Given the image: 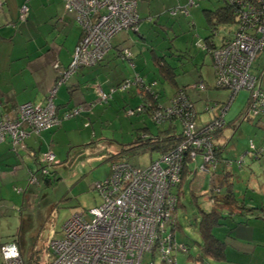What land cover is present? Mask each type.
<instances>
[{
	"label": "built area",
	"instance_id": "2783aa9c",
	"mask_svg": "<svg viewBox=\"0 0 264 264\" xmlns=\"http://www.w3.org/2000/svg\"><path fill=\"white\" fill-rule=\"evenodd\" d=\"M64 9L75 14L82 34L74 48L68 68L61 69L57 84L64 82L80 66L97 63L110 48L111 38L124 30L137 31L136 0H62ZM196 0H188L192 5ZM241 9L242 27L233 41L219 48H207L212 56L214 83L231 91L228 102L218 116L204 127L195 128L194 111L182 93L172 99L164 110L153 112V119L178 117L183 125V140L161 154L146 168H137L122 160L110 163L108 175L95 182L102 202L88 210L72 214L62 225L61 236L50 242L52 259L48 264H177L175 253L187 248L175 239L177 195L171 188L180 182L185 163L197 157L199 172L215 168V154L211 133L224 125L223 116L237 91H250L249 109L264 106V88L251 73L257 52L264 50V0H236ZM27 10L20 7V17ZM186 14V7L173 8L171 14ZM204 48V43L200 44ZM206 48V47H205ZM141 82L135 75L132 82ZM131 83L125 80L120 88ZM203 88V83L198 84ZM56 87L49 90L44 104L25 102L17 107L16 117H0V142L7 140L12 151L24 147L29 132H39L58 125L79 109L64 112L59 117L52 98ZM113 91V90H112ZM111 91V92H112ZM99 100L106 101L110 93L98 92ZM144 106L127 109L128 114L141 112ZM210 109H213L211 107ZM252 146V145H251ZM35 156V154H32ZM39 164L55 163L54 154H40ZM43 166L41 173H46ZM37 182L35 174L29 183ZM215 193L219 192L214 188ZM212 201L211 196L207 195ZM0 264H25L16 242L0 244Z\"/></svg>",
	"mask_w": 264,
	"mask_h": 264
},
{
	"label": "rangeland",
	"instance_id": "374dc122",
	"mask_svg": "<svg viewBox=\"0 0 264 264\" xmlns=\"http://www.w3.org/2000/svg\"><path fill=\"white\" fill-rule=\"evenodd\" d=\"M223 4L222 0H200L197 5L188 9V14L179 12L172 17L166 13L168 24L157 25L152 33L140 28L141 33L146 34L149 47L158 55H163L175 67L178 84L191 82L190 78L195 71L193 62L197 67L202 65L201 59H204V54L199 40L202 41L210 34L209 22L215 23L213 15L209 16V10ZM68 13L74 16L75 20V14ZM172 18H177L178 22ZM173 23L175 26L172 32L170 25ZM216 24L217 32L211 39L219 45L222 38L230 33L229 30L234 28V24ZM211 67L213 68L210 66V57H206L202 68L208 70L210 74ZM142 69L146 81L154 79L155 83L152 86L158 91L162 89L160 100L166 103L174 85L160 76L158 68L150 59L146 60ZM251 71L261 77V86L264 87V51L256 56ZM204 86L205 88L201 90L203 94L209 86L211 90L225 91L222 94L224 97H220L218 102L224 103L221 105L226 104L229 90L216 88L214 81L210 82L209 86L207 84ZM247 97V90H240L232 98L224 114L227 123L222 135L224 146L222 156L231 162L228 168L232 173L230 182L233 183L234 194L247 206H251L255 202L258 204L259 198L264 195V114L247 113ZM82 105L87 104L84 102ZM112 105L96 104L88 118L85 117L86 126L83 122L76 123L68 137L59 133L65 136L62 140L67 142L69 138L70 144H74H68L60 153L61 158L57 155L56 160L61 162L51 167L49 182L45 181L40 172L36 175L37 183L27 185V180L16 182L18 179L15 177H9L5 184L3 181L0 182V244L15 241L19 244L23 258L32 253L35 258V261H31L32 264H48L52 259L50 242L61 236L64 222L72 214L85 212L102 202L95 182L102 181L108 175L110 163L115 157L143 169L158 156L156 150L142 149L144 140L137 139L138 133L142 132L141 128L145 127L142 122L145 120L142 117L144 114L126 116L122 108H117L114 103ZM199 120L200 114L196 119L197 126L201 124ZM146 123L152 133L162 128L151 120ZM250 144H253L255 149L251 148ZM123 149L131 150L122 151ZM140 149L142 151H138ZM245 151L248 153L245 154L241 167H238L236 162L239 155L236 152ZM200 163L198 157L195 162H191L189 168L193 170L195 165ZM191 176V182L187 180L184 185L171 188L180 203L175 212L178 224L176 240L187 247V252L176 253L177 264H197L196 259H199L201 264H221L203 255L197 225L198 209L206 211L209 204L205 195L216 186L220 193L225 192V182L208 172L196 171ZM18 187L27 190L20 193L16 191ZM24 193L27 196L23 197ZM228 221L229 218L225 219L224 224L227 225Z\"/></svg>",
	"mask_w": 264,
	"mask_h": 264
},
{
	"label": "crops",
	"instance_id": "0c3cea01",
	"mask_svg": "<svg viewBox=\"0 0 264 264\" xmlns=\"http://www.w3.org/2000/svg\"><path fill=\"white\" fill-rule=\"evenodd\" d=\"M1 1L0 117L5 114L9 117H13L15 109L19 104L23 102H43L55 79L56 72L53 64L58 63L60 66H65L69 63L73 48L80 38L81 30L76 24L74 16L64 9L61 0H28V9L24 21L19 20V6L24 0ZM136 1L137 14L140 19L139 34L130 30L118 32L113 36L111 48L101 62L93 66L80 68L72 75L67 83L59 86L56 91L53 100L59 117H61L66 110L76 106H82L84 109L75 116L63 119L58 125H54L51 128L39 132H29L24 140V147L18 149L17 152L10 149L7 140L0 142V182L3 181V184H5L6 181H9V177H15L18 179L16 182L27 180V185L32 184L29 183V175L39 174V156L46 151H51L54 154V165L59 164L61 160H56L57 155L61 158L62 156L60 153L70 144L69 138L67 142L62 140V138L65 139L63 135L65 134L67 136L78 122H83L86 126L87 122L85 117L87 116L88 118V114L91 113L96 104L112 105L114 103L118 106L117 108L124 109L126 106H135L141 102V97L139 95L140 91L135 86L130 87L126 92L113 93L107 103L99 102L97 95L100 90L104 92L109 91L113 85L124 78L130 77L133 72L139 73L145 82L148 81L144 78V70L142 69L146 64V60L150 59L152 64L158 68L154 56L161 57L163 55H158L152 47H149L145 36L146 34L144 35L141 33L140 28H143L147 33H152L155 31L154 28H156L157 25H167V14L174 17L179 13L176 12L175 14H171L170 10L177 7H184L187 0ZM172 19L178 22L177 18ZM170 26L173 32L175 24L173 23ZM202 41L199 40L200 43H202ZM119 46L130 48L133 55V64H130L126 60H122L117 55ZM202 51L204 54V59H201L202 65L200 64V66L198 65L197 67L196 63L193 62L195 71L193 77L190 78V83L178 84L175 67L167 61L174 71L172 75L173 81L167 80L174 85L172 93L168 97L179 87L188 84L194 85L193 83L196 82H202L203 85L207 84L209 86V83L214 81L213 68L211 67L210 74L208 70L202 68L206 57H210V66L212 65V57L209 56L207 51L203 49ZM190 60L191 57L189 61ZM160 71L158 70L160 76L164 75L163 71L161 73ZM260 85H262L261 82ZM208 88L209 89H205L204 94L201 90L189 92L191 94L190 98L194 101L197 116L200 114L199 121L201 124L208 122L216 116L219 109L223 106L221 104H224L223 102L219 103L218 100L224 97L222 94L225 93V91L211 90L210 86ZM159 94H162V89H159ZM229 97L230 91L225 103L228 102ZM84 102H86L87 105L83 106L82 103ZM209 102L216 104V108L212 113L208 114L205 107ZM142 117L145 118V120H142L145 127L141 128L142 132L139 134L147 135V137L153 136L154 134H150L152 132L147 127L146 123V121L150 122V117L148 114H144ZM224 129L225 127L214 139L216 145L221 147L220 157H222L223 154L224 146L222 135ZM60 132L63 135H60ZM73 144L74 143H71L70 145ZM33 153L35 156L32 155ZM236 153H238L239 159L243 162L245 154L248 152ZM225 173L230 175L229 181H231L232 173L229 168L224 166V162L220 160L219 166L216 168L215 172L210 174H214V176H217L225 182ZM192 174H194V172L188 173V181L192 178ZM235 176H237V174H235ZM215 181L218 182L216 179ZM216 187L218 188V186ZM24 190L25 189L21 187L16 189V191L20 193L25 192L27 189ZM26 193L23 194V197L27 196L25 195ZM218 193V197L220 198L224 196L225 192ZM205 199L206 202L209 203L207 207L208 210L211 207V201L207 198ZM243 204L245 209H242L231 217H227L229 218L227 225L223 223L213 228V234L224 242V247L222 249L224 258L220 261H216L218 263L264 264V195L259 198L258 204L255 202L254 205L247 206L244 201ZM200 209L201 208L198 209L199 217L201 214ZM217 230H219V232H217ZM195 261L198 262L199 260L196 259Z\"/></svg>",
	"mask_w": 264,
	"mask_h": 264
},
{
	"label": "trees",
	"instance_id": "16d2710c",
	"mask_svg": "<svg viewBox=\"0 0 264 264\" xmlns=\"http://www.w3.org/2000/svg\"><path fill=\"white\" fill-rule=\"evenodd\" d=\"M199 1L200 0H196L190 6V5H187V3H188V0H187L186 5L184 6V7H186V14H188V9L191 8V7H193V6H195V5H197V3ZM222 1L224 3L222 6H219L218 8L213 9V10H209V16L211 14L213 15L215 23L214 22H209L210 24L208 23L210 25V31H209L210 34H208L203 39V41H202V43H204V45L206 47V48L205 47L202 48L204 51H207L206 50L207 48L210 49V48H219V47H222L225 44L233 41L234 38H235V35H236L237 30L239 29V27H242V22H241V19L239 17V15H240L239 9H241V8H240L238 2H236V0H222ZM0 2H2V1L0 0ZM61 2L63 4V1L62 0H61ZM24 4L27 6L28 0H24L21 3V5L19 6V8L22 5H24ZM63 6H64V4H63ZM27 9H28V7H27ZM136 11H137V8H136ZM204 11L207 12L206 10H204ZM26 12H27V10H26ZM68 12H70V11H68ZM183 14H185V13H183ZM25 15H26V13H25ZM25 15H24L23 18H21L20 15H19V20L20 21H24L25 20ZM75 22H76V24L78 25V27L81 30V27L77 23L76 19H75ZM139 23H140V19L138 17V23H137L138 30L136 32L135 31H132L130 29H128V30H130V31H132L134 33L139 34ZM216 23H218V24H221V23H225V24L232 23V24H234V28L231 29V30H229L230 33H228L227 36H225V37L222 38L221 44H219V45L215 44L214 41L211 39V37L217 32V26H216L217 24ZM128 30H124V31H128ZM81 34H82V30H81ZM80 38H81V35H80ZM80 38H79V40H80ZM112 38H111L110 44H109L110 45V48H111V45H112L111 44ZM78 41H77V43H78ZM77 43L75 44V46L77 45ZM75 46H74V48H75ZM74 48H73V51H74ZM108 50L105 52V54L102 56V58L97 63H95L94 65L98 64L99 62H101L103 60V58L106 55V53L108 52ZM73 51H72V54H73ZM261 51H264V50H261ZM261 51H259V52H257L255 54L254 59H253L252 64H251V69H252V65H253V62H254L256 56L258 54H260ZM207 52L209 53V51H207ZM72 54H71V58H72ZM117 55L122 60H126L130 64H133L132 63V61H133L132 60L133 59V55H132V52H131V50H130L129 47L119 46L118 49H117ZM210 56H211V54H210ZM154 57H155L154 59H155L156 65H158V68H159L158 70L159 71L161 70L160 73L163 71V74L164 75L161 74L162 75V78L164 77L168 81H170V80L173 81V78H172V75L174 74L173 68L170 66V64L167 62V60L164 58V56H161V57H158L157 56L156 57V55H155ZM71 58H70V61H71ZM70 61H69V63H70ZM69 63L67 65H65V66H60L58 63H54L53 64V67L55 69L56 75H55V79L53 81V84L51 85V88L55 86L56 87V91H57V89H58L59 86H61L64 83H67L69 81V79L72 77V75L76 71H78L80 68L86 66V65L80 66L79 68L76 69V71L74 73H72L71 75H69L68 78L64 82H61V83L57 84L58 79L61 77V74H60L59 71H61V69H63V70L65 69L66 70L68 68V66H69ZM91 66H93V65H91ZM212 66H213V62H212ZM251 69H250V71H251ZM251 73L256 77V79L259 82L261 81V77L256 76L252 71H251ZM135 75H138L139 78L141 79V82L139 84H138V82H135V81L132 82V79H133V77ZM125 80H130L131 83L127 87H125V88L122 89V88H120V86H121V84ZM153 83H155V80H151L149 82H145L144 79H143V77L139 73L133 72L130 77L124 78L120 82H118L117 84L113 85L110 88L109 91L104 92V91L101 90L104 93H107V94L110 93V97L106 101L99 100V95H97V99L99 100V102H105V103H107L110 100L112 94L115 93V92H126L132 86H135V87L138 88V90L140 91V94L139 95L141 97V102L139 104L135 105V106H129V107H126V108L124 107L123 110H124L125 115L126 116H134V115H138V114H148V116L150 117V120L153 123H155L156 125H161L162 126L161 129L158 128V131L156 133H150V134H154L153 136L147 137V135H142V134H139L138 133L137 139L139 138L140 141H143L144 140L143 141V143H144L143 146L144 147L142 149L147 148V149L156 150L158 152V156L156 158H154L153 160H151L150 163L148 164V166L155 159H157L161 154L169 151L174 146H176L180 141L183 140V133H182L183 132V125H182L181 120L178 117L166 118L161 123L156 122L153 119V117H152L153 116L152 114H153L154 111H156V110H160L161 111V110H164V108L170 106L172 104V101L171 100L174 99L178 95V93H182L183 96L186 97L187 101L191 104V107L193 108V111H194L193 121H194V124H195V128H202L208 122H210V120H209L208 122H205V123L201 124L200 126H197L196 125V119H197L198 116H197V112H196L195 107H194V101L190 98L189 92L190 91H195V90L196 91H199V90L204 89L205 88L204 85H203V88H200L198 86V84L200 82L193 83L194 85H191V84L189 85L188 84L186 86L177 88V90L170 97L167 98L166 103H164V102H162L160 100V96L161 95L159 94V91H157L152 86ZM215 87L216 88H223V87H217V86H215ZM225 89H228V88H225ZM49 90H48V92H47V94H46L43 102H41V104H44L47 101V98L49 96ZM228 90L230 91V89H228ZM241 90H243V89H241ZM245 90H247V89H245ZM56 91H55V94H54V96L52 98L53 103H54V100L53 99H54V97L56 95ZM239 91H237L236 93H238ZM247 93H248V100H249V101L247 100V104H248L247 113H252L253 115H256V114H264V106H259L258 107L259 110H255V111L249 109V106H250L249 103L251 102L250 101V98H251L250 97V91L247 90ZM230 94H231V91H230ZM23 103H25V102H23ZM23 103H21V104H23ZM21 104H19V105H21ZM54 105H55V103H54ZM139 105L144 106V109L141 112H135L133 114H128L127 113V109H129V108L130 109H134L135 107H137ZM17 107H16L15 113H14V116L15 117L17 115ZM211 107H213V109H210ZM222 107H224V105ZM55 108H56V106H55ZM215 108H216V104L209 102V103L206 104L205 110L208 113H212ZM75 109H79V111L76 112V113H74L72 116L77 115L84 108L82 106H76V107H73V108H70V109L66 110L65 112L73 111ZM219 112H220V109L218 111V114H219ZM218 114L216 116H218ZM72 116H70V117H72ZM216 116H214L213 118H215ZM70 117H68V118H70ZM68 118H63V119H68ZM223 119H224V116H223ZM224 122H225V125L221 129H218V130H216V131H214V132L211 133V138H212L211 141L213 143V149H214V154H215V163H216V166H215L214 169L209 170L208 173H214L215 172L216 168L219 166L220 160L225 161L224 162V166L225 167L228 168L229 166H231V162L230 161H226V159H224L223 156L220 157V148L221 147H219L218 145H216L215 140H214L215 139V136L226 126L225 119H224ZM164 124H166V127L163 126ZM178 127H179V129L177 130ZM250 147L251 148H254L253 144H250ZM129 148H131V147H129ZM142 149H140L138 151H142ZM130 150L131 149H123L122 151H130ZM122 151H120V153ZM196 159H195V161H196ZM113 160H122V161L127 162L126 160H124V159H122L120 157H115V159H113ZM200 160H201V158H200ZM195 161H193V162H195ZM241 162L242 161L239 159L236 163L238 164V166H241ZM190 164H191V162L185 163V166H184V168L182 170L180 182L177 185H175V186H182V185H184L185 182L187 181V175H188V173L189 172L192 173V172L198 171L196 169V165H195V167H194L193 170L190 169L189 168V165ZM53 165H54V163L52 165H48V166L42 165L40 163L38 172H40V174H42L41 173V169H42L43 166H45L46 167V170H47L46 173H43L42 174L43 175L42 177L45 179V181H48L49 182V174H51V172H50L51 170L50 169H51V167ZM224 175H225V178H226L225 179V182H226L225 187L226 188H225L224 196H222V197L219 198L218 197V194L219 193H215L214 187L207 192L208 195L211 196V198H212V201L210 203L211 204V207L208 210H206V211L200 209V213L201 214H200V217L198 219V225H197L198 226V231H199V234H200V237H201V251H202V253H203L204 256L209 257V258H211L212 260H215V261H220V260H222L224 258V255H223V252H222V249L224 247V242L222 240L218 239L213 234V228L222 225L224 223L223 220L225 218L231 217L234 214H236L239 211H241L242 209H245L244 208V204H243V200H239L236 197V195L234 194L233 183L229 181L230 175H227L226 173ZM191 180L192 179H189V182H191ZM215 188H217V187H215ZM207 199H209V197H207ZM177 200L178 201H177V205H176V208H175V212L177 210V207L180 204L178 197H177ZM177 229H178V224H177V219H176V229L174 230L175 231L174 232L175 234H176ZM175 239H176V235H175ZM176 242H177V240H176ZM18 246H19V244H18ZM184 246H186V245H184ZM50 252H51V250H50ZM178 252L185 253V252H187V250L186 251H177L176 253H178ZM176 253H175V258H176ZM23 260H24V263L25 264H32V262L35 261V258L32 255V253H30L27 256V258H23ZM197 260H199V259H197ZM176 261H177V259H176ZM197 264H201V261L199 260L197 262Z\"/></svg>",
	"mask_w": 264,
	"mask_h": 264
},
{
	"label": "clouds",
	"instance_id": "9594fccd",
	"mask_svg": "<svg viewBox=\"0 0 264 264\" xmlns=\"http://www.w3.org/2000/svg\"><path fill=\"white\" fill-rule=\"evenodd\" d=\"M205 196H207V195H205Z\"/></svg>",
	"mask_w": 264,
	"mask_h": 264
}]
</instances>
